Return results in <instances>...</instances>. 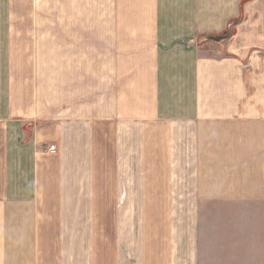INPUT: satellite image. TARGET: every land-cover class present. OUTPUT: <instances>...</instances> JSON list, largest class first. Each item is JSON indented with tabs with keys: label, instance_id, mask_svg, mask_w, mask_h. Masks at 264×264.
<instances>
[{
	"label": "crops",
	"instance_id": "obj_1",
	"mask_svg": "<svg viewBox=\"0 0 264 264\" xmlns=\"http://www.w3.org/2000/svg\"><path fill=\"white\" fill-rule=\"evenodd\" d=\"M33 4L62 13L0 15V52L40 55L37 71L35 57L0 61V264H208L222 223L159 214L239 220L227 202L243 199L251 262L264 264V0ZM69 54L87 72L69 78ZM93 78L95 96L69 98V81ZM85 99L95 159L88 115L68 105ZM152 197L170 204L145 207Z\"/></svg>",
	"mask_w": 264,
	"mask_h": 264
},
{
	"label": "rangeland",
	"instance_id": "obj_2",
	"mask_svg": "<svg viewBox=\"0 0 264 264\" xmlns=\"http://www.w3.org/2000/svg\"><path fill=\"white\" fill-rule=\"evenodd\" d=\"M34 0H0V15H16L19 14L21 17H29L31 15L38 14V13H54V14H61L62 12H59V8L57 7H47V11H42L40 12L39 9H41L38 6H35L33 4ZM73 7L69 8L71 10ZM35 11V12H34ZM56 11V12H55ZM69 14V13H68ZM75 23V22H72ZM5 25L8 23H1V25ZM233 31V29H232ZM78 39H69V44L71 41H75ZM8 41L7 38H2L0 39V42H3L2 44H5V42ZM201 42V41H198ZM20 56L21 59L23 57H30L33 58L35 57L34 60H26L25 66L27 68V65L32 64V68L37 71L38 67V57L40 55H12L8 52H4L1 50L0 52V61L2 62H7L8 59L12 57H17ZM69 60L68 64L75 66L76 69H71L70 66H68V73H69V78L72 77L74 74H82L87 72V67L85 65V62L81 65L82 61V54H69L68 55ZM85 61L87 55H83ZM95 58V55H94ZM72 59H74V62H72ZM83 68V69H82ZM93 71L95 75V63L93 66ZM21 75H24L27 70L25 69L24 71L20 70ZM79 79V78H78ZM70 89H74L75 91L70 93ZM77 90V91H76ZM79 93L81 96H89L87 98L95 96V78H93V85H79L76 86L74 84H70L69 81V88H68V95L69 98L75 97L74 94ZM88 103H91V101L87 102V99H85V102L79 101H68L69 108H72L73 104H75L76 109L79 112H83L85 115H88V117H84V127L85 129H90L89 131L92 133L91 136H88L85 138V141H92V144L90 146H87L88 150H90L91 157L95 159V103L93 105V109L91 107H88ZM87 122L90 123V127L87 125ZM89 127V128H88ZM86 134V133H85ZM49 148V147H48ZM145 202L144 206L149 207L153 209L154 207H163L167 205L169 202V199H164V198H148V199H143ZM171 204L173 203L172 199ZM220 199H209V202L206 205L209 206H216L217 203H220ZM123 201V199H116V202ZM135 199H133V205H134ZM140 200L136 199V204H139ZM170 204V203H169ZM232 204V206H243L244 207V213H242L240 216L238 215L239 220L236 219L237 215L233 214H195V215H190V214H159V222L164 223L170 221L171 219H174V217L177 219V216H179V219H183V221H186L187 218L188 220H191L192 216H195V221L196 222H206V223H212V222H221V230L217 231V236L213 238L215 241L208 242L209 243V248L208 252L216 253V260L211 261L208 264H252L251 262V228H252V214L250 213L251 210V201L250 199H243L241 202L239 201L238 203L234 201H229L227 202V205ZM220 206V205H218ZM145 216V215H144ZM155 214H149L148 215V221L154 220ZM169 217V218H168ZM171 217V218H170ZM146 221V220H145ZM224 221H227L228 226L225 228L224 235L222 239L220 240V235L222 234V227ZM147 222V221H146ZM162 224L163 228H165V224ZM238 223V224H236ZM219 241H222L223 247L221 248V254L226 251L227 257L226 259L227 262L221 261L223 258L219 254Z\"/></svg>",
	"mask_w": 264,
	"mask_h": 264
},
{
	"label": "water",
	"instance_id": "obj_3",
	"mask_svg": "<svg viewBox=\"0 0 264 264\" xmlns=\"http://www.w3.org/2000/svg\"><path fill=\"white\" fill-rule=\"evenodd\" d=\"M232 24H235V21L234 22H231L229 24V28L227 29V31L223 34H217V35H205L203 37H200L198 39V41H204V40H213V41H220L226 37H228L230 34H231V31H230V26Z\"/></svg>",
	"mask_w": 264,
	"mask_h": 264
},
{
	"label": "built area",
	"instance_id": "obj_4",
	"mask_svg": "<svg viewBox=\"0 0 264 264\" xmlns=\"http://www.w3.org/2000/svg\"><path fill=\"white\" fill-rule=\"evenodd\" d=\"M49 150H54V145L49 146Z\"/></svg>",
	"mask_w": 264,
	"mask_h": 264
},
{
	"label": "trees",
	"instance_id": "obj_5",
	"mask_svg": "<svg viewBox=\"0 0 264 264\" xmlns=\"http://www.w3.org/2000/svg\"><path fill=\"white\" fill-rule=\"evenodd\" d=\"M234 22V21H233ZM231 23V22H230ZM228 29V28H227ZM227 31V30H226Z\"/></svg>",
	"mask_w": 264,
	"mask_h": 264
}]
</instances>
